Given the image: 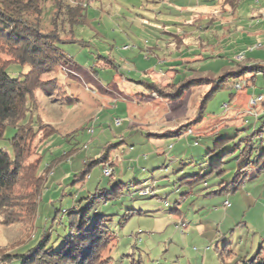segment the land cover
<instances>
[{
  "label": "rangeland",
  "instance_id": "obj_1",
  "mask_svg": "<svg viewBox=\"0 0 264 264\" xmlns=\"http://www.w3.org/2000/svg\"><path fill=\"white\" fill-rule=\"evenodd\" d=\"M39 1L48 31L52 0ZM263 1L82 3V21L60 33L69 62L42 77L55 79L52 95L36 92L37 107L0 138L12 157L18 127L54 130L28 143L35 213L21 202V221L0 224V253L23 255L43 237L58 249L85 212L108 231L92 264H244L264 253V72L252 68L264 67ZM0 67L12 78L29 70L2 42Z\"/></svg>",
  "mask_w": 264,
  "mask_h": 264
},
{
  "label": "trees",
  "instance_id": "obj_2",
  "mask_svg": "<svg viewBox=\"0 0 264 264\" xmlns=\"http://www.w3.org/2000/svg\"><path fill=\"white\" fill-rule=\"evenodd\" d=\"M70 1L77 5L73 6L64 0H52L49 29L44 31L40 22L42 7L39 0H0V42L19 66L29 68L24 75L12 78L6 69L0 67V138L6 127H17L25 119L26 112L37 107L36 92L50 97L55 90V79L43 80L42 77L58 65L69 62L58 47L62 43L60 33L68 29L71 31L73 25L82 21L84 7L81 4L91 0ZM252 68L257 73L264 72L263 66ZM150 86V90L155 93L161 91L156 86ZM182 93L183 90H180L175 96ZM28 126L18 127L17 135L12 140V157L0 150V224L5 227L21 221V213L16 211L22 207L21 202L32 207L35 213V196L39 194L40 183L34 180V163L26 162L30 155L28 143L38 134H41L42 140L54 131L48 125H39L36 130ZM106 159L103 156L94 163L105 162ZM257 160L264 168V148ZM32 197L34 199L29 204ZM86 215L85 212L71 218L70 233L64 237L58 249L48 247L47 237H43L23 255L0 253V261L8 264L16 259H20L21 264H92L96 252L108 244V231L101 225H90ZM244 264H264V253H258Z\"/></svg>",
  "mask_w": 264,
  "mask_h": 264
},
{
  "label": "built area",
  "instance_id": "obj_3",
  "mask_svg": "<svg viewBox=\"0 0 264 264\" xmlns=\"http://www.w3.org/2000/svg\"><path fill=\"white\" fill-rule=\"evenodd\" d=\"M264 2V1H263ZM257 48V47H256ZM252 50V49H251ZM243 59H244V56H243V54H241V55H238L236 58H235V61H237V62H240V61H243ZM235 88L236 89H239L240 88V85H238V84H236L235 85ZM260 100V98H258V99H254V100H251V104L252 105H254V104H256V102H258ZM114 124L116 125V126H119L120 125V121L119 120H115L114 121ZM111 173H112V171H111V169L109 168V166L108 165H106L105 164V166H104V168H103V170H102V174H103V176L104 177H110L111 176ZM148 194V192L145 190V191H141L140 192V195H142V196H145V195H147Z\"/></svg>",
  "mask_w": 264,
  "mask_h": 264
},
{
  "label": "crops",
  "instance_id": "obj_4",
  "mask_svg": "<svg viewBox=\"0 0 264 264\" xmlns=\"http://www.w3.org/2000/svg\"><path fill=\"white\" fill-rule=\"evenodd\" d=\"M124 47H122V49H123ZM145 72V74H149L150 72H151V70H146V71H144ZM135 83H140V82H135ZM151 85H153V86H156V87H158V89H160V85L158 84H151ZM151 86H149V85H145V89H151L150 88ZM151 92H153L152 90H150ZM154 93V92H153ZM152 93V94H153Z\"/></svg>",
  "mask_w": 264,
  "mask_h": 264
}]
</instances>
